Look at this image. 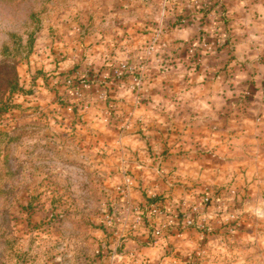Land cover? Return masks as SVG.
Returning a JSON list of instances; mask_svg holds the SVG:
<instances>
[{
  "label": "rangeland",
  "instance_id": "obj_1",
  "mask_svg": "<svg viewBox=\"0 0 264 264\" xmlns=\"http://www.w3.org/2000/svg\"><path fill=\"white\" fill-rule=\"evenodd\" d=\"M108 1L0 0V264H103L113 250L131 251L119 237L127 242L138 231L147 235L148 244L142 243L155 244L136 222V209L146 199L130 197L126 186L135 165L160 169L164 152L152 148L155 134L143 115L166 107L163 99H153L162 89V71L186 80L209 66L201 81L212 76L227 84L225 104L215 99L211 113H264V54L253 50L264 38L239 37L245 28L264 31L258 20L264 0H248L246 6L256 3L249 20L227 0V36L219 43L207 36L198 43L165 37L177 23L172 19L162 36L153 21L150 38H101L95 35L101 32L96 17ZM215 21L207 24L217 32ZM201 45L227 46L226 53H203ZM207 90L202 97L197 90L179 96L180 113H198L185 107L204 102ZM200 109L209 110L203 104ZM246 141L255 158L264 154V142ZM247 168L240 187L245 194L230 199L227 193L236 221L210 220L206 228H187L181 236L170 229L161 238L177 240L165 246L164 256H177L179 264H264V167ZM138 257V264H146Z\"/></svg>",
  "mask_w": 264,
  "mask_h": 264
},
{
  "label": "crops",
  "instance_id": "obj_2",
  "mask_svg": "<svg viewBox=\"0 0 264 264\" xmlns=\"http://www.w3.org/2000/svg\"><path fill=\"white\" fill-rule=\"evenodd\" d=\"M214 2L213 0L210 4H204L202 0L198 2L195 0H109L102 3L100 10L98 9L103 12L102 18L96 17L97 22L101 24V32H95V35L101 38L110 35L116 36V34L133 38L142 35V37L145 36L144 38H150L154 35L149 31L152 29L149 27L151 22L158 21L154 31L156 34L159 32L163 34V29L172 19L177 20V23L174 27L171 26L169 31H166L165 37L194 38L193 42L198 43L201 38L207 36L208 38L215 37L219 43L221 40L219 38L226 37L227 31L225 20L217 16V13L219 14L217 9L221 5L227 19V0H220V5L216 6ZM247 4L248 0H233L232 3L233 9L243 10L241 12L243 20L251 19L252 8L256 6V3H250V6H246ZM204 13H207V17L203 19ZM211 13H214V16L210 15ZM89 16V18L92 17ZM234 17L238 18L236 15ZM259 19L264 21V13L259 15ZM208 20L210 24L216 20L215 23L219 24V27H215L217 32L213 30L212 25L207 24ZM200 22L206 23L208 28L200 27ZM107 24H113L112 28H105ZM200 28H203L206 33H202ZM144 29L148 32L138 33V30ZM109 30L111 33L115 32L114 35L105 34ZM240 35L242 36L239 37L246 40L253 35L257 38H264V31L256 34L251 29L245 28L241 30ZM217 47L208 46L207 49L201 45L199 51L209 52L210 55L226 53L227 46L219 45ZM253 50L256 53L264 54V42L260 46H255ZM177 65L180 64L176 63ZM205 68L208 69L209 66H203L197 75L186 80H182L177 74H172L174 77L171 78V73L161 72L164 77L160 79L162 89L161 92L156 91L158 95L157 97L154 95L153 99H163L166 107L159 106V113H150L151 109L148 108L143 118L149 123L148 132L155 134L152 138L150 137L152 148L156 149L159 155L164 152V155L158 157L160 169L155 166L149 167L147 163L146 166L137 164L132 168L134 175L127 177L130 181L132 180L128 194L140 202L142 199H146V192L149 195L157 194L165 199L167 206L181 201L201 205L205 195H215L218 197V202L208 206L207 214L212 223L222 224L232 220V215L238 217V211L234 207H227V204L234 205L232 200L226 202L227 193H232L229 196L230 199L241 198L245 194L241 192L240 187L242 184L245 185L247 178L245 176L251 170L247 168L248 164L255 163L256 167L261 165L264 167V154L257 153V158H255V154L251 150L254 148L247 147L245 144L248 139H251L252 142H264V139L261 138L264 137V113H211L214 112L215 99H219V103H222L223 99L225 104L227 84L216 82L212 76L201 81L204 76L206 77L203 72ZM206 89H208L207 98L204 102L191 101L189 104L192 107H185L188 108L187 110L196 109L198 113H180L183 103L176 101L179 96L183 97L193 90H197L198 95L202 97L201 93H204L203 91ZM220 91L222 93H219ZM153 93L151 92V94ZM177 94L179 95L177 96ZM173 102L174 105L170 106ZM202 104L204 108L209 109L206 110L208 113L200 109ZM170 108L174 109L170 110ZM156 129H159L158 132ZM169 134L176 136L177 139L167 138ZM150 161L151 165H159L158 162H154V159H150ZM141 167L143 170H138ZM248 180L252 179L248 177ZM227 188H230L229 192H227ZM129 219L128 217L126 220ZM133 226L136 227V225ZM139 228L143 229V233L148 230L144 226ZM147 232L151 235L150 230ZM183 233L184 231L177 236H181ZM136 234L139 235L137 238H129L127 242L126 238L119 237V242L123 241L126 248H132L131 251L123 253L118 249L113 250L106 260L103 257V262L106 264H138L141 262L138 256H141L140 258L146 264L182 263L181 259L173 254L171 256L163 255V251L164 253L166 251L165 246L177 240L174 239V236L156 239L155 244L151 247L147 245L148 242L144 241L147 235L141 237L142 233L139 231Z\"/></svg>",
  "mask_w": 264,
  "mask_h": 264
},
{
  "label": "built area",
  "instance_id": "obj_3",
  "mask_svg": "<svg viewBox=\"0 0 264 264\" xmlns=\"http://www.w3.org/2000/svg\"><path fill=\"white\" fill-rule=\"evenodd\" d=\"M195 1L198 2L201 0ZM202 1L204 4H210L213 0ZM159 33H157V36H160ZM130 185L131 182L127 183V190ZM152 198L155 199L151 202L146 201L143 204V208L138 207L136 209V222L137 225L147 227L151 235L154 236V239H160L170 229L183 231L196 226L206 228L211 219L207 214V208L211 204L218 202V197L215 195H205L202 198L201 205L181 201L172 205L174 209L166 205L163 197L162 199H156V195H153ZM111 214L115 217L116 212L113 210ZM237 218L235 215L231 216L232 221H236ZM111 221L112 217L109 222Z\"/></svg>",
  "mask_w": 264,
  "mask_h": 264
},
{
  "label": "trees",
  "instance_id": "obj_4",
  "mask_svg": "<svg viewBox=\"0 0 264 264\" xmlns=\"http://www.w3.org/2000/svg\"><path fill=\"white\" fill-rule=\"evenodd\" d=\"M215 2H214V5L216 6V5H220V0H214ZM218 11L217 12H219V14H221V15H223L224 16V14H225V12H224V10L223 9H221V5L218 7V9H217ZM224 20H226V18H224ZM146 199H147V201L148 202H151V201H153L154 199L152 198V197H150L149 195L147 196L146 195ZM156 199H162V196H156ZM145 223V222H144ZM145 225H147V224H145Z\"/></svg>",
  "mask_w": 264,
  "mask_h": 264
}]
</instances>
